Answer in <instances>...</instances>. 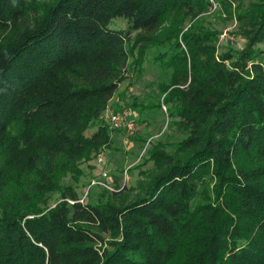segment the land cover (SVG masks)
Listing matches in <instances>:
<instances>
[{
  "label": "trees",
  "instance_id": "16d2710c",
  "mask_svg": "<svg viewBox=\"0 0 264 264\" xmlns=\"http://www.w3.org/2000/svg\"><path fill=\"white\" fill-rule=\"evenodd\" d=\"M210 5L0 0V264H264V0L238 16L246 48L221 54L219 33L185 27ZM151 48L172 76L149 109L185 137L150 152L140 193L81 203L58 176L111 147L88 132Z\"/></svg>",
  "mask_w": 264,
  "mask_h": 264
},
{
  "label": "rangeland",
  "instance_id": "374dc122",
  "mask_svg": "<svg viewBox=\"0 0 264 264\" xmlns=\"http://www.w3.org/2000/svg\"><path fill=\"white\" fill-rule=\"evenodd\" d=\"M48 2L51 0H39ZM211 2L207 11L195 19H187L185 27L191 24H198L208 30L219 33L218 54L232 50L240 52L247 46V39L244 35V25L238 20L240 12L246 11L257 0H243V3L230 4L220 0H209ZM126 27L125 20H115L113 29ZM256 48L264 50V45H256ZM157 50L151 48L141 63V72L135 70L134 59L130 60L127 75L119 90L108 107L115 112L130 113V119L136 121V129L130 131L127 127H116L111 124L106 116V109L89 130L88 134L95 132L97 128L105 126L111 132L112 145L109 149L100 150L97 156L91 159H82L69 171L60 174L59 186L62 188L73 187L78 193L79 199L84 203L97 204L107 200H114L116 194L126 188H133L130 197L140 193L139 184L146 185L151 176L156 172V167L150 158V152L154 148L166 146L167 151H172L171 145L184 139V135L172 125L173 119L167 114L168 106L162 108L157 106L165 98V90L170 84L172 71L155 61ZM141 62V61H139ZM136 106V107H135ZM140 107H148V110L141 112ZM106 156L107 169L111 176L114 191H107L103 187H90L102 171L103 167L98 163L99 156ZM106 167V166H105ZM128 170L129 177L125 178V171ZM208 184L214 186L213 180L208 177ZM60 195L56 192L50 195L45 206L54 207L59 201ZM201 201L200 197L195 199L194 205ZM107 237V236H106Z\"/></svg>",
  "mask_w": 264,
  "mask_h": 264
},
{
  "label": "built area",
  "instance_id": "2783aa9c",
  "mask_svg": "<svg viewBox=\"0 0 264 264\" xmlns=\"http://www.w3.org/2000/svg\"><path fill=\"white\" fill-rule=\"evenodd\" d=\"M106 116L110 119L111 124L116 127H127L128 130L133 131L136 129V121L130 119V113L126 110L123 112H115L111 110L110 107H106ZM98 163L103 167L102 171H100V174L91 181L90 187H103L106 190L114 191L115 188L112 185L111 176L109 174V171L107 169V159L106 156L102 155L99 156L97 159ZM106 166V167H105ZM125 178L128 179L129 174L128 170L124 173ZM81 203H84V200H79ZM72 203V202H71Z\"/></svg>",
  "mask_w": 264,
  "mask_h": 264
}]
</instances>
